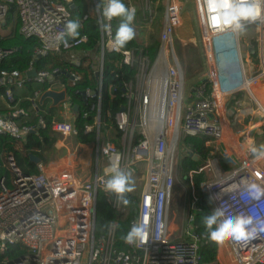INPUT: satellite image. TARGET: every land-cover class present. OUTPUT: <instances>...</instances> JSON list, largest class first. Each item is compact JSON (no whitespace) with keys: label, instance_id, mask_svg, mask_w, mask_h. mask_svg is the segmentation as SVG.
I'll use <instances>...</instances> for the list:
<instances>
[{"label":"built area","instance_id":"obj_1","mask_svg":"<svg viewBox=\"0 0 264 264\" xmlns=\"http://www.w3.org/2000/svg\"><path fill=\"white\" fill-rule=\"evenodd\" d=\"M90 1L92 13L87 14L84 20L96 19L99 30V39L91 50L83 48L88 42L85 35L75 39L59 38L66 21L72 20L70 6L73 0H0V24H4L12 6L19 21L18 33L25 39L37 42L32 60L55 55L76 67L89 62L94 66V73L98 74L99 85L105 53L120 54L122 64L135 71L133 79L122 87L124 111H119L114 117L121 133L119 148L110 142L99 146V107L96 109L94 126L97 140L89 181L79 180L70 162L55 167L39 163L36 174H27L15 165L12 156L8 157L12 173L10 187H6L4 178H0V264H206L198 251L202 238L193 233L195 226L189 232H183V236L190 238V241L171 235L169 228L179 138L182 135H200L206 139V145L220 146L226 138L223 125L225 98L244 91L254 99L252 89L264 81V11L245 28L254 31V41L259 48L256 71L248 74L243 62L247 51L240 43L242 32L214 24V18L220 15L221 10L217 7L220 0H192L206 71L189 94L191 101L185 105V77L175 51V32L181 26L180 7L175 1L165 0L163 3L154 59L143 53L142 47L145 45L131 50L110 49L109 42L114 37L112 21L111 31H102L100 12L95 9L98 2ZM126 1L128 7H134L131 0ZM257 4L264 9V0H257ZM141 10L144 25H153L156 12L150 0H142ZM231 52L239 65L240 77L235 88L227 89L216 58ZM10 53L9 50L0 49V63ZM32 68L30 63L24 72H0V87L4 88V95L0 98L5 103V112L0 114V135L18 141H24L36 128H45L41 117L34 127L21 126L15 121L27 116L26 111L12 105L15 92L24 90L27 83L47 85L44 91L35 90L26 99L36 114L42 105L39 104L40 96L52 91L64 92V100L57 107L74 116L68 89L79 77L69 72L66 82H59V75L63 72L54 68L37 71L36 77L30 79L26 73ZM85 94V99L95 96L89 90ZM255 111L264 121V107L257 105ZM50 129L61 140L76 135L73 118H52ZM91 129L86 127L85 133ZM137 136L140 139L135 142ZM251 148L238 155V167L224 176H221L215 161L207 162L206 167L211 169L216 180L202 183L200 189L213 197L212 207L223 208L226 216L251 214L258 220L264 219V198L251 201L246 192L249 183L264 185V166L261 164L264 159L257 160ZM185 153L190 154L188 151ZM139 162L146 163L147 171L130 227L133 222H143L148 240L135 245L125 243L124 250H117L116 222L109 223L104 236H94L97 195L100 194L122 218L126 217L129 210L115 195L105 192L104 182L111 174L112 164L116 163L132 173ZM189 179L193 193L191 176ZM192 196L196 203L194 193ZM188 220L192 222L193 216L189 215ZM216 246L224 247L230 264H264V233L258 234L255 239L228 240ZM16 250L23 253L10 257L9 253Z\"/></svg>","mask_w":264,"mask_h":264},{"label":"trees","instance_id":"obj_2","mask_svg":"<svg viewBox=\"0 0 264 264\" xmlns=\"http://www.w3.org/2000/svg\"><path fill=\"white\" fill-rule=\"evenodd\" d=\"M99 2V0H97ZM122 2L128 6L126 0ZM142 0H133V5L136 9V16L133 23L144 24V19L141 10ZM151 5H156V13L160 16L163 12L162 0H150ZM159 3V4H158ZM74 9L71 10L72 20H79L80 35L88 37V42L83 46L84 49H93L99 39V30L97 20L94 18L84 17L88 14V0H73ZM121 22V18H113L112 28L113 35ZM152 32L148 36L147 43L144 47L137 43L136 36L121 50H131L142 47L150 59H154L157 48L158 39L157 34L160 29V20L153 24ZM134 27V25H132ZM4 29H9L8 34H0V49L9 50L11 53L7 55L0 63V72H11L18 70L20 72L26 71L30 63L36 71H50L58 68L62 74L59 75L63 82H66V74L71 72L79 77V80L69 87V94L71 95V102L73 105H78L79 111L73 119V126L76 130L74 140L80 144L95 146L97 140L96 127L94 126L95 117L97 115V107H99V146L101 147L107 142L113 143L117 148L120 147L121 133L118 131L114 117L125 107V100L122 97V87L125 83L131 81L134 77V69H130L122 64V56L115 53H105L102 80L99 81L95 77V73L89 62L76 67L69 65L58 59L55 55H48L36 60H32L34 49L37 47V42L32 39H25L18 33L19 21L15 15L14 7H10L4 19ZM47 85L35 86L32 83H27L24 92H16L14 94L13 106L21 108L27 112V116L16 118L15 121L23 126H36L39 117L45 122V128L39 129L37 134H28L24 141H18L8 136L0 135V178H4L5 182L10 186L12 178L11 170L8 166V157L12 156L15 165L24 173L36 174L37 167L29 159V155H34L44 160L45 155L53 150L54 143L57 136L51 131L50 124L55 114V108L49 109L48 115L44 114V104L39 108L36 114L31 110L30 102L26 100L30 98L35 90L44 91ZM91 91L95 94L92 98L83 99L82 92ZM100 92V98L98 94ZM4 95V88L0 87V97ZM94 107L91 110V107ZM4 108L0 102V114H4ZM85 115V116H84ZM86 127H92L90 132L85 133ZM139 136L135 139L137 142ZM205 138L200 135H183L181 136L180 145L192 155H196L202 163L211 157L212 149L205 146ZM178 168L183 174H191V181L195 191L200 193V185L206 182L204 171H200V167L194 162L191 156L185 153L178 162ZM182 174V176H183ZM188 176L187 181H190ZM184 177V176H183ZM129 203L124 205L128 208L129 213L122 218L119 212L111 209V207L104 201L100 194L97 195L96 200V214L94 236L101 237L107 233L108 225L111 222H116L115 232V248L117 250L125 249V242L122 239L130 229V222L137 205L135 195L127 194ZM194 212L192 224L196 227L193 230L197 236L202 240L199 244V254L203 263L215 264L217 246L215 243L207 239L205 226L202 223V218L211 214V208L205 196L199 195V199L191 208ZM23 252L16 250L9 253L10 257L21 255ZM2 257H0L1 259Z\"/></svg>","mask_w":264,"mask_h":264},{"label":"clouds","instance_id":"obj_3","mask_svg":"<svg viewBox=\"0 0 264 264\" xmlns=\"http://www.w3.org/2000/svg\"><path fill=\"white\" fill-rule=\"evenodd\" d=\"M217 7L221 10L220 15L214 18V24L234 32H243L247 24L254 22L264 9L257 4V0H220ZM96 11L100 12L99 25L102 31H111L113 18H121L113 39L109 42L112 50H120L132 41L136 32L133 25L136 16L134 7L126 6L122 0H99ZM107 21L108 23H105ZM81 25L79 20H67L64 31L59 35L61 40L65 37L75 39L80 35ZM66 42V41H65ZM257 159H264V144L253 146L250 149ZM110 176L104 182L106 193L115 195L116 199L124 205L129 203L127 194L135 190V181L130 171L122 169L118 164H112ZM249 200L260 201L264 198V185L252 182L246 187ZM213 197L209 198V203ZM205 226L207 239L217 245H223L228 240L247 241L255 239L258 234L264 233V219H256L251 214L227 215L221 207L212 209L210 215L202 218ZM128 245L137 242L146 243L148 240L146 227L143 222H133L127 234L122 238Z\"/></svg>","mask_w":264,"mask_h":264},{"label":"rangeland","instance_id":"obj_4","mask_svg":"<svg viewBox=\"0 0 264 264\" xmlns=\"http://www.w3.org/2000/svg\"><path fill=\"white\" fill-rule=\"evenodd\" d=\"M132 1V5L133 0ZM165 0H162V5ZM175 3L180 7V14H181V26L176 30L175 32V51L176 55L179 58V61L181 63L184 77H185V87H184V104H188L191 99L189 98V94H191L193 87L198 83V81L204 77L205 75V62H204V54L201 48V41H200V35L198 30V24L196 15L193 9V1L192 0H174ZM160 3V0H158ZM158 3V4H159ZM134 6V5H133ZM135 8V7H134ZM153 11L156 12V5H152ZM157 20L161 21V16L156 13ZM156 19L154 20L153 24L155 23ZM134 29L137 33H141L145 36V39L147 40L149 34L152 32V28L154 25L148 26V29L140 28L142 24L133 23ZM9 29H4L0 24V34H8ZM159 34V32L157 33ZM254 33L249 29H244V31L240 34V43L243 44L244 41H248ZM217 66L221 69L220 76L225 79L223 83H226L225 87L227 89L235 88L239 83V65L236 61L235 55L233 52L224 54L220 56L219 58H216ZM255 65L254 68L257 67V65L253 62ZM59 82H63V80L60 78L58 79ZM24 92V91H22ZM57 110H61V108H56L55 112ZM183 136V135H182ZM181 137L179 138L178 143V162L180 158L185 154L186 149L180 145ZM90 150H92V153L94 151L93 145H88ZM56 155L54 150L51 152H48L45 157L48 160L52 159V156ZM229 161H231L232 165L229 166V169H234L238 167V163L233 157L227 158ZM92 164V158L90 159V166ZM203 164V163H202ZM234 164V165H233ZM264 166V161L261 163ZM207 165V164H206ZM203 166L204 173L206 176V182H212L216 180L214 177L212 171L210 168ZM146 163L139 162L133 169H132V175L135 181V190L131 192V194L135 195L137 202L140 198V194L142 191L143 186V177L146 174ZM90 169L87 171L89 174ZM228 172V171H227ZM226 172H223L220 170L221 176H224ZM182 171L177 166V172L175 176L174 181V193L173 198L171 200L170 204V214H169V228L171 235L174 236H181L184 241H190V238H187L183 236V232H189L190 229L192 230V222H189L188 216L194 215V212H191V208L194 205V198L192 194L194 193V197L199 199V195L205 196L208 204L210 205L211 211L213 209L212 203H209V196L206 195V193H203L200 189V193L198 194L197 191L192 193L191 186L189 184V181H187L188 176L190 174H183ZM89 177V175H88ZM90 178L87 180L89 181ZM6 187H10L6 183ZM128 209L127 207H125Z\"/></svg>","mask_w":264,"mask_h":264},{"label":"crops","instance_id":"obj_5","mask_svg":"<svg viewBox=\"0 0 264 264\" xmlns=\"http://www.w3.org/2000/svg\"><path fill=\"white\" fill-rule=\"evenodd\" d=\"M91 4V1L88 0L89 15L92 13ZM1 26L3 27V25ZM142 27L145 30L148 29V27L143 23L140 28ZM250 30L254 33L252 29ZM142 33L140 35V33L136 32V39L138 44L144 46L146 45L148 38L146 40L145 36L143 35L144 33ZM158 35L159 34H157V39ZM254 36L255 35H253L248 41H244L242 44L245 46L247 51V53L243 56V62L248 74L254 73V71H256L257 67L254 68L255 65L253 62L258 65L259 61V48L254 41ZM91 66L92 69H94V66ZM252 94L254 99L244 91L236 92L235 94L225 98V105L223 109V125L226 132V138L218 147L213 144L206 145L205 139V146L211 148L212 151L211 157L207 159L205 163H203V166H205L208 161H215L221 171L226 172L225 174L230 173V171L233 169L228 168L231 166V161H229L230 159H227L228 157H233L237 161L238 155L244 154L248 148L253 146L258 147L264 144V121L261 120L255 111L257 105L264 107V81L252 89ZM0 102L4 108L5 103L1 98ZM43 104L44 110L42 111L45 115H48L47 111L49 109H56V107H51V100H46ZM75 115L76 114L71 116V114L64 113L62 110H57L53 116V119H74ZM89 148L90 147L88 145L76 142L73 137H69L66 140H61L57 136L53 146V150L56 155H53L51 160H48L46 157H44V160L41 158H39V160L41 164H44L48 167H55L56 165L70 162L74 166L76 177L79 180L87 181L91 177L94 162V151L92 153V150ZM91 158L92 164L90 166ZM89 169L90 172L88 174L87 171ZM215 264H230L228 254L223 246L217 247Z\"/></svg>","mask_w":264,"mask_h":264},{"label":"water","instance_id":"obj_6","mask_svg":"<svg viewBox=\"0 0 264 264\" xmlns=\"http://www.w3.org/2000/svg\"><path fill=\"white\" fill-rule=\"evenodd\" d=\"M73 9H74V5H71L70 10H73ZM26 75L30 79L35 78L37 75V71L35 68H32L26 73ZM95 77L98 78V74H95ZM122 92H124V89H122ZM81 96L83 99H85L86 97L85 92H82ZM46 100H51V107H57L64 100V92L56 93L52 91H46L40 96L39 104H43ZM71 111L74 114H77L79 111L78 105H73L71 108ZM123 111H124V108H121L120 112H123ZM38 131L39 129L36 128L35 130L31 131V134H37ZM97 145H98V141H97ZM189 155L191 156L192 160L198 164L200 168L203 167L201 160L196 155H192L191 153ZM29 159L34 164L40 163L39 158L34 155H29Z\"/></svg>","mask_w":264,"mask_h":264}]
</instances>
